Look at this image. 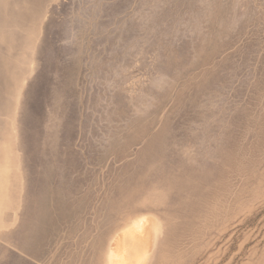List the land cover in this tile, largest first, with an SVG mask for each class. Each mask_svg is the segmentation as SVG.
<instances>
[{
    "label": "rangeland",
    "instance_id": "1",
    "mask_svg": "<svg viewBox=\"0 0 264 264\" xmlns=\"http://www.w3.org/2000/svg\"><path fill=\"white\" fill-rule=\"evenodd\" d=\"M0 264H264V0H0Z\"/></svg>",
    "mask_w": 264,
    "mask_h": 264
},
{
    "label": "crops",
    "instance_id": "2",
    "mask_svg": "<svg viewBox=\"0 0 264 264\" xmlns=\"http://www.w3.org/2000/svg\"><path fill=\"white\" fill-rule=\"evenodd\" d=\"M6 248V250L9 249V244L3 240L2 236H0V251L2 249Z\"/></svg>",
    "mask_w": 264,
    "mask_h": 264
}]
</instances>
